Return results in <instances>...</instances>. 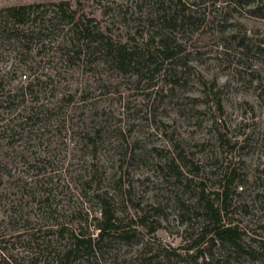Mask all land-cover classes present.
<instances>
[{"label":"trees","instance_id":"1","mask_svg":"<svg viewBox=\"0 0 264 264\" xmlns=\"http://www.w3.org/2000/svg\"><path fill=\"white\" fill-rule=\"evenodd\" d=\"M94 1L105 18L81 1L0 7V264H264V237L231 210L235 168L178 197V221L191 223L163 237L161 206L134 202L122 183L135 148L94 99L115 71L143 90L183 87L210 25L238 31L233 11L264 18V0ZM177 149L165 165L188 185Z\"/></svg>","mask_w":264,"mask_h":264},{"label":"rangeland","instance_id":"2","mask_svg":"<svg viewBox=\"0 0 264 264\" xmlns=\"http://www.w3.org/2000/svg\"><path fill=\"white\" fill-rule=\"evenodd\" d=\"M58 1L62 0H0V7ZM69 1L73 6L81 1L86 12L105 18L94 0ZM232 16L230 22L238 31L228 26L222 32L220 25H210L198 42L202 53L190 63L193 74L183 87L169 90V85L160 82L159 90L158 85L143 90L133 77L115 71L110 75V90L101 86L95 91L99 113L112 126L126 130L128 149L135 148V156L122 171L123 186L134 202L161 206L166 229L160 234L165 238H180L191 223L178 221L177 198L193 200V188L201 180L218 188L223 174L232 168L237 172L231 208L234 218L264 237V18L250 13L246 5ZM244 32L247 48L238 41ZM215 117L221 119L215 123ZM175 146L187 155L192 168L188 185L165 165V158L177 152ZM195 165H199L196 171Z\"/></svg>","mask_w":264,"mask_h":264}]
</instances>
